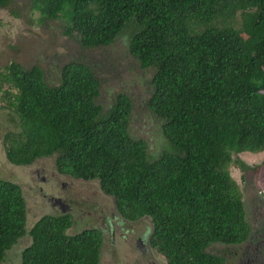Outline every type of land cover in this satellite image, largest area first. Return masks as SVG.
Listing matches in <instances>:
<instances>
[{
    "label": "trees",
    "instance_id": "trees-1",
    "mask_svg": "<svg viewBox=\"0 0 264 264\" xmlns=\"http://www.w3.org/2000/svg\"><path fill=\"white\" fill-rule=\"evenodd\" d=\"M30 1L39 21L62 19L84 47L125 40L152 71L147 106L163 143L152 152L131 133L125 91L107 107L98 101L102 80L89 64L65 62L52 84L40 65L11 61L0 68L15 126L3 136L7 160L54 156L59 173L97 180L122 218H150V245L166 264H224L212 246L227 251L250 230L229 166L247 170L234 155L264 149V0ZM26 220L21 186L0 177V264L26 233L20 264H100L99 228L68 234V212L44 214L29 229Z\"/></svg>",
    "mask_w": 264,
    "mask_h": 264
},
{
    "label": "rangeland",
    "instance_id": "rangeland-1",
    "mask_svg": "<svg viewBox=\"0 0 264 264\" xmlns=\"http://www.w3.org/2000/svg\"><path fill=\"white\" fill-rule=\"evenodd\" d=\"M62 19L41 22L30 0H12L8 7L0 9V68L17 61L25 67L40 65L49 83L59 81L60 67L70 60L89 64L96 76L102 80L98 101L105 107L110 97L118 91L130 95L133 109L130 117V131L147 140L152 152H158L163 143L160 120L147 106L152 87V71L140 68L127 49L125 40L117 38L113 44L99 47H84L76 36L66 35ZM5 87V86H4ZM10 109L6 105L3 90L0 91V177L18 183L25 198L26 228L44 214L59 213L51 205L50 197H59L70 202L73 224L66 230L73 234L87 227L102 230L100 264H132L143 259L134 246L136 237L145 229L151 231L149 217L135 222L123 220L115 210L111 196L104 194L97 180L75 179L56 170L54 156L41 157L30 165H14L5 156L3 136L14 128L9 121ZM250 166L243 170L232 162L229 172L242 190L245 215L252 216L251 198L264 199V149L242 151L234 155ZM258 166V169L254 167ZM252 200V201H253ZM261 206V204H259ZM111 221L110 226H107ZM125 233L128 239L121 236ZM31 241L25 234L6 251L1 264H20L21 251ZM214 244L211 248L221 247ZM224 246V245H223ZM216 247V248H215ZM214 248V249H213ZM157 264H166L162 254L154 252Z\"/></svg>",
    "mask_w": 264,
    "mask_h": 264
},
{
    "label": "flooded vegetation",
    "instance_id": "flooded-vegetation-1",
    "mask_svg": "<svg viewBox=\"0 0 264 264\" xmlns=\"http://www.w3.org/2000/svg\"><path fill=\"white\" fill-rule=\"evenodd\" d=\"M253 199L254 197L251 198V206L253 207L252 216L247 220L245 215L250 229L247 239L238 244L225 245L228 248L227 251L224 250L223 244L221 247H215L216 249L213 251L217 255L224 256V264H264V199L260 200L257 197H255V200ZM49 201L54 209L59 210V213H70L72 208L70 202H64L59 197H50ZM122 219L127 222H135ZM107 226H110L111 230V221L108 222ZM151 231L149 232L148 229H145L136 237L134 246L139 250L143 259H135L133 261L134 264H157L153 253V251H156L152 248L149 241ZM121 237L128 239L125 233Z\"/></svg>",
    "mask_w": 264,
    "mask_h": 264
},
{
    "label": "clouds",
    "instance_id": "clouds-1",
    "mask_svg": "<svg viewBox=\"0 0 264 264\" xmlns=\"http://www.w3.org/2000/svg\"><path fill=\"white\" fill-rule=\"evenodd\" d=\"M100 230H101V229H100ZM101 231H102V230H101ZM73 234H74V233H73ZM21 237H22V236H21ZM21 237H20V238H21ZM18 239H19V238H18ZM20 263H21V262H20Z\"/></svg>",
    "mask_w": 264,
    "mask_h": 264
}]
</instances>
